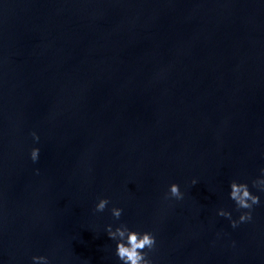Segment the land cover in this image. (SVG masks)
<instances>
[{
    "label": "water",
    "instance_id": "1",
    "mask_svg": "<svg viewBox=\"0 0 264 264\" xmlns=\"http://www.w3.org/2000/svg\"><path fill=\"white\" fill-rule=\"evenodd\" d=\"M262 168L264 0H0V264H264Z\"/></svg>",
    "mask_w": 264,
    "mask_h": 264
},
{
    "label": "clouds",
    "instance_id": "2",
    "mask_svg": "<svg viewBox=\"0 0 264 264\" xmlns=\"http://www.w3.org/2000/svg\"><path fill=\"white\" fill-rule=\"evenodd\" d=\"M34 139L38 140L39 137L35 133H32ZM39 149L33 148L31 151V159L35 162L38 159ZM261 175L264 177V168L261 170ZM197 181H192L193 185H196ZM252 186L259 191L264 192V178H258L252 181ZM173 197L177 200L183 199V193L180 191L178 184L173 183L169 186V191L166 193L165 198ZM229 197L236 204L237 209H247L243 212L239 220H231V213L220 209L218 215L229 218L231 220V226L237 227L239 223L247 222L252 219V208L254 205L260 203L258 195H254L250 190L247 183H240L233 180L230 183ZM109 204L107 198H102L96 204L95 211L102 212ZM123 209L113 207L111 209L112 216L115 219H119L122 215ZM106 233L108 237L115 240L116 243V255L122 264H151V260L148 258V252L145 249L151 251L156 244V238L151 232H137L129 230L127 225L121 224L113 230L111 225L106 227ZM36 264H49L47 257L34 256L32 257Z\"/></svg>",
    "mask_w": 264,
    "mask_h": 264
}]
</instances>
